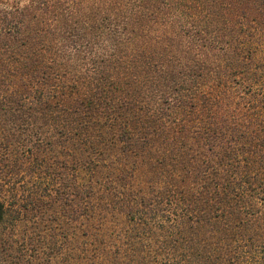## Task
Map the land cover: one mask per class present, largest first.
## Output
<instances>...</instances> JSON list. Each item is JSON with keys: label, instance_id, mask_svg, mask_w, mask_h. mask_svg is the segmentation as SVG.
Segmentation results:
<instances>
[{"label": "trees", "instance_id": "1", "mask_svg": "<svg viewBox=\"0 0 264 264\" xmlns=\"http://www.w3.org/2000/svg\"><path fill=\"white\" fill-rule=\"evenodd\" d=\"M79 1L0 0V264H264V0H159L148 36Z\"/></svg>", "mask_w": 264, "mask_h": 264}, {"label": "rangeland", "instance_id": "2", "mask_svg": "<svg viewBox=\"0 0 264 264\" xmlns=\"http://www.w3.org/2000/svg\"><path fill=\"white\" fill-rule=\"evenodd\" d=\"M24 1V0H20ZM208 9L213 11L216 4L222 5V14L224 12V0H209ZM159 0H81L71 6L74 17H86L91 27L94 25V30L99 31L101 27H105L108 30L120 31L127 36H148V32L155 31L157 33L159 24ZM158 17V18H157ZM152 20L155 23L150 22ZM221 20V15L218 17ZM124 29V30H123ZM153 33L152 35H155ZM151 36V35H150ZM22 218V224L20 228H17L19 235L17 245H24L27 249H31L33 252H42V246L40 244H46L49 248L46 252L55 251L60 245H63V233L65 229L53 228L51 232L47 231L44 235L40 236V232L44 231V224L39 228L34 229L33 218L31 213L26 212ZM33 224V225H32ZM48 228V227H47ZM54 243L55 247H52ZM53 249H52V248ZM39 252V253H40ZM28 253V252H27ZM7 255V253H5ZM39 257L40 254H39ZM42 258H39L41 261ZM22 261V259H21ZM24 261L22 262V264ZM21 264V262H19Z\"/></svg>", "mask_w": 264, "mask_h": 264}]
</instances>
